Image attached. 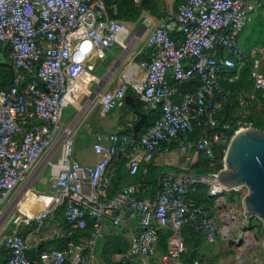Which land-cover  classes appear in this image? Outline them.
<instances>
[{
  "label": "built area",
  "instance_id": "1",
  "mask_svg": "<svg viewBox=\"0 0 264 264\" xmlns=\"http://www.w3.org/2000/svg\"><path fill=\"white\" fill-rule=\"evenodd\" d=\"M118 1L0 0V46L8 48L13 72L10 87L0 91V206L37 160L58 144V161L49 163L52 179L46 205L32 214L15 215L14 223L35 222L39 228L60 209L62 219L48 239L63 241L61 248L50 247L30 257L25 236L16 230L0 231V247L8 251L5 264H97L94 245L104 230L103 218L119 225L121 214L137 224L126 253L116 259L151 264L159 230H168L166 252L159 258L161 264H174L186 252L183 227L208 243L218 238L215 217L205 206L188 202L199 185H206L208 195L217 200L225 192L246 190L241 199L247 194L244 184L224 187L215 180L167 171L158 177L153 198L135 197L146 192L142 182L124 185L106 197L115 177L112 163L121 157L132 177L141 162H151L172 147L191 161L193 147L205 157L207 173L221 170L229 140L252 127L250 107L257 101L256 92L264 90V43L247 55L237 42L249 13L262 0H181L175 13L156 23L147 18L150 29L141 25L138 30H148L142 47L147 58L139 62L144 77L131 86L146 106H159L160 116L138 135L118 130L95 135L91 150L98 159L93 164L73 159L74 131L60 121L71 85L85 72L91 56L100 57L113 43L126 51L139 34H131L118 18ZM173 32L180 33L179 40L171 36ZM247 61L251 88L230 87L228 83L237 79L233 72ZM191 78L195 80L180 92L179 82ZM125 89L121 84L100 93V114L119 105ZM226 109L236 110L231 111V120L222 114ZM30 118L37 123L29 125ZM238 212L248 223L252 215L243 207ZM87 216L95 220L93 230L75 240V231L86 227ZM260 221L264 229V219ZM254 243L264 250V240Z\"/></svg>",
  "mask_w": 264,
  "mask_h": 264
},
{
  "label": "crops",
  "instance_id": "2",
  "mask_svg": "<svg viewBox=\"0 0 264 264\" xmlns=\"http://www.w3.org/2000/svg\"><path fill=\"white\" fill-rule=\"evenodd\" d=\"M158 1L160 0H157L155 2ZM161 1H163L165 5L163 8L157 6L155 10L143 11L138 16V18H141L142 14H146L145 15L146 21L148 18L153 23H156L161 17H163V15L167 13H172L170 12L169 8H167L166 6L167 0H161ZM171 2L175 7V0H171ZM138 18L136 20H138ZM136 20L134 21L123 20V21L128 22L129 24L132 23L134 25ZM141 25L144 26V24H140L138 26L137 31L131 32V34H137V33L139 34L136 37V40L133 41L131 47L128 50L124 51L118 43H113L110 46V48L105 50L100 57L91 56L85 64L86 66L85 72L78 79H76L71 85L70 93H69V97H70L69 103L67 106H65L62 109L60 121L64 125L72 126V129L74 131V146H73L72 157L78 162L80 161L76 157L77 155L75 154V151L81 148H88V147H90L91 149V144L95 135L109 134L115 130L121 132L134 133L136 131H133V126L135 122L139 119L138 113L145 114L147 120L146 113L148 111H150L152 108L155 109V112L159 111L160 109L159 106H154V105L146 106V104L141 99L139 94L136 93L131 86L133 82H141L144 77V70L140 68L139 62L138 63L135 62L134 60L135 56L140 53H143L145 55L148 54V52L142 47L147 31L150 28L148 30L146 29L144 31L138 32ZM136 45L138 49L135 52V54H133L131 53V51L133 47ZM115 48H121L122 49L121 53L115 51L114 50ZM255 48L256 47H252L250 52ZM0 55L3 56V61H9L8 48L6 46H0ZM127 71L129 72L126 74ZM86 74L90 75V78L85 82L83 76ZM80 83L82 84L80 85ZM121 84H124L126 89H125V95L122 101L120 102V104L117 105L115 108L111 109L110 111H108L107 113L103 115L100 114V105L98 103L99 94L102 93L103 91L116 89ZM128 87L137 96V99H139L140 104L136 105L135 98L129 91H127ZM231 111H234V109ZM234 112H236V110ZM36 123L37 121L34 118H30L28 121V124L31 126L35 125ZM142 127L140 129H142ZM197 154L198 152H196L194 148L191 147L189 149V155L191 156L192 159L191 161H189L184 156H182L175 147H172L168 152L155 156L152 162L154 165L164 166L171 169L167 171L182 175L184 173L182 170L184 169L192 170L191 167L193 162H195L196 158L197 159L199 158L197 157L198 156ZM58 158H59V145L55 144V146H53L50 150L45 152L37 160V162L32 166L31 170L29 171V172L32 171L36 174V179L41 174H44L43 177L45 178V183H44V187L41 188V192H37L35 190L37 185L36 183H33L29 185L30 187L28 186V188H31L30 192H28L25 196H23L22 195V192H24L23 189L21 192H18L20 191L19 187L22 183L21 181L20 184L15 188L13 194L10 197L13 199L14 202L13 207L10 210H7V207H4L5 203L2 206H0V231H2V233H6L5 230L7 229L6 226L7 224H13L12 230L10 232L16 230L18 233L23 234L28 230V232L25 235V238L27 239L28 250L35 249L43 242L47 241L48 239L47 235L51 233V231L55 227V224L62 219V216L58 217V212L61 210L59 209L51 219L45 220L42 223V226L39 228H36L35 222L28 223L30 225H25V223L21 222L19 223V225L16 226L15 225L16 223H14V218L15 215L18 216L21 213L32 214L34 212H37L46 205L47 201L44 199H47L46 197L49 194V183L52 179L50 172L51 166L49 165V163L50 162L53 164L56 163L58 161ZM97 159H98L97 156H94L90 158L89 162L82 164H93L96 162ZM142 163L144 162H141L140 165ZM112 167L114 168L116 173L118 174L120 173V175L121 172L123 173V176L119 180V184L116 186L113 185L112 189L115 187L117 190L124 185L134 183L133 181L134 179L132 177L127 176L126 174V164L124 158L121 157L116 161H114L112 163ZM174 169L180 170V172H176L174 171ZM28 173L26 174V176L28 175ZM110 193L111 191L107 195H109ZM29 194H32L35 197L39 195V197H36V202H34V204H31V206H27L25 204ZM188 202L192 206H197V205L205 206L211 215L213 214L212 213L213 209L215 207L217 208L218 204H221L223 208L227 207V204H229L226 202L223 196H221L220 199L216 200L213 203H209L208 200L207 201L204 200L203 202L202 197L198 193H191L188 196ZM104 218L110 220L108 217H104ZM234 221H235V217H233V222ZM136 224H137L136 219L129 220L124 216V214H121V220L119 222L118 230L121 231L129 241V236L131 234V231L136 226ZM253 235L254 234H252V236ZM50 247L51 246H48L45 249ZM159 257L160 254L157 250V253L154 256V261L156 264H161ZM251 259L253 260V258ZM174 264H185V263L183 262V259L181 257L180 261ZM238 264H249V260L242 259V261H238Z\"/></svg>",
  "mask_w": 264,
  "mask_h": 264
},
{
  "label": "trees",
  "instance_id": "3",
  "mask_svg": "<svg viewBox=\"0 0 264 264\" xmlns=\"http://www.w3.org/2000/svg\"><path fill=\"white\" fill-rule=\"evenodd\" d=\"M181 0H175V6L177 7L178 3ZM158 4L155 0H141V4L139 6H135L132 0H119L118 1V18L121 20H129L134 21L138 18V16L143 11H152L157 8ZM176 10V9H175ZM255 11L253 16V30H256V38L261 39V42H257L253 45V47L261 46L264 43V0L260 1L256 8L253 10ZM252 11V12H253ZM171 36L177 40L180 39V33L173 32ZM262 43V44H261ZM252 48V47H251ZM251 49H249L246 54L248 55ZM147 58V55L140 53L135 56V62L138 63L142 59ZM250 61H247L245 64L240 66L237 70L233 73L237 74V79L234 82L228 83V85L232 88H243V89H250L251 82L248 78V70H249ZM13 79V72L10 67L9 61H3L0 64V91L6 90L10 87ZM194 83L190 86L193 88ZM178 90L183 92L186 88L182 89L179 85H177ZM127 91H129L133 97L135 98L136 105L140 104L139 99L137 96L132 92V90L128 87ZM257 101L250 107V114L248 120L252 122V126L264 131V90L256 92ZM177 100V98H174ZM147 120L146 123L143 125L142 129L134 132L135 135L143 133L147 130V128L152 125V123L160 116V109L159 111L155 112V109H151L147 113ZM225 119L231 120V110H224L222 112ZM215 155L216 149L214 150ZM199 157L196 158L195 162L192 164V170L195 172L200 173H207L208 169L206 166V159L201 154H197ZM167 170H171L170 168L164 166L154 165L153 162L142 163L139 165L137 173L132 176L134 179V183L142 182L146 186V192L143 194H138L135 197L139 198H153L155 196V186L157 183L158 177ZM176 172H180V170L174 169ZM127 174V172H126ZM123 176V173H116L115 177L112 181V186H116L119 184L120 178ZM128 176V175H127ZM112 189V187H111ZM116 191L114 187L111 190V193L107 195V197L111 196V194ZM195 193H198L202 199L209 203H213V197L208 195V187L206 185H199ZM237 194L234 192L231 193V197L234 198ZM201 203V202H200ZM62 216V211L58 212V217ZM86 227L82 230H76L73 238L76 240L81 236H88L93 230V224L95 223L94 218L86 217ZM103 223L105 224L104 230L97 238L95 245H94V253H95V260L97 264H139L136 260H127L125 258L116 259L117 255L125 254L128 248V240L124 236V234L118 230L119 225H113L112 222L108 219H103ZM28 230L21 234L23 236L26 235ZM181 233L185 238V245H186V252L181 256L183 262L185 264H193L194 261L197 264H205L203 255L199 252V246L201 240H204L203 237L199 234L194 233L188 227H183L181 229ZM170 231L168 230H159V238H158V245L157 250L159 254L166 252V240ZM205 241V240H204ZM56 247L61 248L63 246V241L61 239H47V241L43 242L35 249L28 250V255L30 257H36L39 252L44 250L46 247ZM8 258V251L4 247H0V264H5ZM151 264H156L154 258L150 260Z\"/></svg>",
  "mask_w": 264,
  "mask_h": 264
},
{
  "label": "rangeland",
  "instance_id": "4",
  "mask_svg": "<svg viewBox=\"0 0 264 264\" xmlns=\"http://www.w3.org/2000/svg\"><path fill=\"white\" fill-rule=\"evenodd\" d=\"M157 4L159 7L162 8L165 6L163 1L161 0L158 1ZM166 6L167 8H169L170 12L172 13L175 12L176 6L174 7L171 0H167ZM254 13L255 11L249 13V20L238 34V40H237L238 46L241 49V51H243L244 53L248 52L249 49H251V47H253L255 43L261 42V39L256 38L257 35L256 30H253ZM145 15L146 14H142L141 18H138V20H136L134 25L132 23L129 24L128 22H126L125 27L129 30L130 33L137 31L138 26L140 24H144L147 27V29L150 28V24H147L145 20ZM137 49H138L137 45L134 46L131 53L135 54ZM114 50L117 51L118 53H121L122 51L121 48H115ZM2 62H3V56L0 55V64ZM128 72L129 71H127L126 74ZM75 154L77 155L76 157L81 163H87L89 162L91 157L95 156V154L92 152L90 147L78 149L75 151ZM43 175L44 174H41L36 179V174L32 171L29 172L28 175L22 180V183L19 187L20 191L18 192H21L23 189L24 192H22V195L25 196L31 190V188H28V186L33 183H36L37 185L35 190L37 192H41V188L44 187V183H45V178L43 177ZM245 192L246 190L240 192L239 193L240 195L237 194L234 198L231 197L232 192H225L223 194V197L225 198L226 202L229 203L227 204V207L223 208L221 204H218L217 208L215 207L213 209L212 215L215 217V221L217 224L218 238L213 243H208L204 240H201L199 246V252L203 255L205 264H238V261H242V259L249 260V264H264V250L259 248L260 245L257 246V244L254 243L255 239L252 238L253 237L252 234H254L257 235L259 241L264 240L263 224L261 223L260 218L256 215H252L248 219V223H247L246 221H244V217L240 215L238 212L242 208L241 197ZM216 200H217V196H214L213 202H215ZM34 202H36V197L32 194H29L25 204L27 206H31V204H34ZM13 205H14L13 199L9 198L5 202L4 207H7V210H10L13 207ZM229 214L232 215L229 216ZM233 217H235V221H240V223L243 224L241 231L245 232V234H247L252 238V240H249L248 243L243 239L236 241V239H238L237 236H239V234H238V229L234 226H231V224L235 225V223L233 222ZM246 224L247 225L249 224L248 228H246ZM12 225L13 224L6 225L7 226V229L5 230L6 233L7 232L9 233L12 230L13 227ZM226 229L227 231H229V236L227 237L225 235ZM241 246L242 248H244L242 254L239 252ZM251 258H253V260Z\"/></svg>",
  "mask_w": 264,
  "mask_h": 264
},
{
  "label": "water",
  "instance_id": "5",
  "mask_svg": "<svg viewBox=\"0 0 264 264\" xmlns=\"http://www.w3.org/2000/svg\"><path fill=\"white\" fill-rule=\"evenodd\" d=\"M194 78L179 82L184 89ZM139 119L133 131L139 130L146 123V115L138 113ZM184 174L215 180L224 187L244 184L247 194L242 199V207L249 215L264 219V131L255 127H246L234 133L229 140L223 157V167L218 173H200L190 169ZM238 219V218H237ZM254 239L258 241L257 235ZM240 240V239H239ZM242 246L240 250H243Z\"/></svg>",
  "mask_w": 264,
  "mask_h": 264
},
{
  "label": "bare ground",
  "instance_id": "6",
  "mask_svg": "<svg viewBox=\"0 0 264 264\" xmlns=\"http://www.w3.org/2000/svg\"><path fill=\"white\" fill-rule=\"evenodd\" d=\"M83 78L85 79V82L90 78V75H88V74H86V75H84L83 76ZM82 83H80V85H81ZM82 88V87H81ZM77 90V89H76ZM79 91V90H78ZM71 95H72V92H71ZM68 98L70 99V97L68 96ZM71 99H72V97H71ZM44 200H46L47 201V199H44ZM45 203V202H44ZM44 205V204H43ZM223 212V211H222ZM225 214V213H224ZM232 214H233V212H232ZM232 214H229V216L230 215H232ZM237 214H238V212H237ZM234 223H235V225L234 224H231V226H234V227H236L237 229H238V234H239V236H237L238 237V239H243V240H245L247 243L249 242V240H251V237L250 236H248V235H246L245 233H243L242 231H241V228H242V225L243 224H241L240 223V221H234ZM229 227H230V225H229ZM225 235H226V237L227 236H229V231H227V229L225 230ZM235 241V240H234ZM240 253L242 254L243 253V250H241L240 251ZM245 258V257H244Z\"/></svg>",
  "mask_w": 264,
  "mask_h": 264
}]
</instances>
